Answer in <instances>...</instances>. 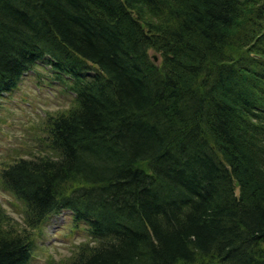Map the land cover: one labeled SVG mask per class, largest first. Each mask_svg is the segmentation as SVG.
<instances>
[{
  "label": "trees",
  "instance_id": "trees-1",
  "mask_svg": "<svg viewBox=\"0 0 264 264\" xmlns=\"http://www.w3.org/2000/svg\"><path fill=\"white\" fill-rule=\"evenodd\" d=\"M39 62L75 101L0 171V264L65 210L49 264H264V0H0V97Z\"/></svg>",
  "mask_w": 264,
  "mask_h": 264
},
{
  "label": "rangeland",
  "instance_id": "rangeland-1",
  "mask_svg": "<svg viewBox=\"0 0 264 264\" xmlns=\"http://www.w3.org/2000/svg\"><path fill=\"white\" fill-rule=\"evenodd\" d=\"M151 54L157 56L155 51ZM55 76L50 64L39 62L23 75L15 90L0 97V171L15 157L39 153L38 149L44 147L38 140L45 136L46 115L74 104L75 94L67 87L69 76L63 82L54 79ZM0 207L23 225V206L1 186ZM72 225L70 211L56 216L30 264H49L52 259L58 262L70 257L80 243L88 240L80 228L71 232Z\"/></svg>",
  "mask_w": 264,
  "mask_h": 264
},
{
  "label": "water",
  "instance_id": "water-1",
  "mask_svg": "<svg viewBox=\"0 0 264 264\" xmlns=\"http://www.w3.org/2000/svg\"><path fill=\"white\" fill-rule=\"evenodd\" d=\"M155 56V59H157V56L156 55H154Z\"/></svg>",
  "mask_w": 264,
  "mask_h": 264
}]
</instances>
